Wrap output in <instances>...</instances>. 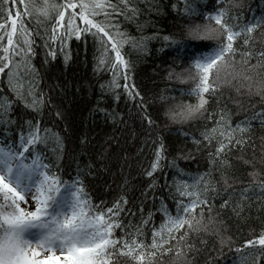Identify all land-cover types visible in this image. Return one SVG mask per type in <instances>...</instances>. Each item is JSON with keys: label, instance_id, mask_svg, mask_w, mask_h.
Instances as JSON below:
<instances>
[{"label": "trees", "instance_id": "obj_1", "mask_svg": "<svg viewBox=\"0 0 264 264\" xmlns=\"http://www.w3.org/2000/svg\"><path fill=\"white\" fill-rule=\"evenodd\" d=\"M0 146L98 218L104 264H264V0H0ZM17 212L0 185V260Z\"/></svg>", "mask_w": 264, "mask_h": 264}, {"label": "rangeland", "instance_id": "obj_2", "mask_svg": "<svg viewBox=\"0 0 264 264\" xmlns=\"http://www.w3.org/2000/svg\"><path fill=\"white\" fill-rule=\"evenodd\" d=\"M10 21V28L13 29L16 24L15 18L13 17ZM59 21H61V17H59ZM198 27L200 30L197 32L192 30L195 32V36H201V34L210 36L214 33L209 25L199 24ZM220 62V66L214 70V75L219 78L218 84L227 78L229 80L237 68V61L234 62L235 65H229L227 61ZM185 74L183 77L185 81H191L196 77L189 70H185ZM14 155L15 153L11 150L0 147V185L6 188L17 210H21L27 215L22 223H14L16 233L12 234L9 246L14 247L16 252L15 258L11 259L10 263L104 264V255L101 252V246L104 245L101 242L104 238L103 232L98 227V218L79 220L81 208L75 206L76 201L73 200V196L69 192H64L56 201L58 202V211L62 215L67 214L66 219L71 223L68 228L63 230L64 233H68L69 239L66 241L59 239L56 231L52 232L53 235L50 234L45 221L44 226L41 223L36 224L37 217H32V213L43 202H46L49 197L48 193L54 187V181L48 183V176L42 172L40 165L26 164L24 161L19 163ZM15 163L17 165L14 166ZM26 221L34 222L33 225L25 227L23 223ZM51 222L50 220L49 224Z\"/></svg>", "mask_w": 264, "mask_h": 264}, {"label": "bare ground", "instance_id": "obj_3", "mask_svg": "<svg viewBox=\"0 0 264 264\" xmlns=\"http://www.w3.org/2000/svg\"><path fill=\"white\" fill-rule=\"evenodd\" d=\"M251 8V6H249V9ZM258 11L259 10H257V13H258ZM181 79H183V75H181V76H179V77H177V78H175L173 81L174 82H177L178 80H181ZM2 148H5V149H7V150H9V147L7 148V147H5V146H1ZM29 161L31 162L32 161V158H30L29 159ZM154 254H151L150 255V257H151V259H152V262L154 261V264H158V262H155L156 261V258H155V256H153Z\"/></svg>", "mask_w": 264, "mask_h": 264}]
</instances>
